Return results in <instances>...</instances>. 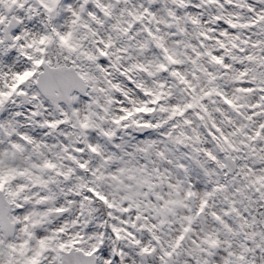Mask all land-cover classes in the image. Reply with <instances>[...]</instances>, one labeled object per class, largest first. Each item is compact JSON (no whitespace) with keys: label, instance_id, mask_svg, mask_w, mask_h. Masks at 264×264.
I'll use <instances>...</instances> for the list:
<instances>
[{"label":"snow or ice","instance_id":"snow-or-ice-1","mask_svg":"<svg viewBox=\"0 0 264 264\" xmlns=\"http://www.w3.org/2000/svg\"><path fill=\"white\" fill-rule=\"evenodd\" d=\"M0 264H264V0H0Z\"/></svg>","mask_w":264,"mask_h":264}]
</instances>
